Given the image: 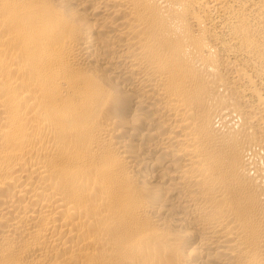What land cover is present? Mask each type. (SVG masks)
<instances>
[{
    "label": "bare ground",
    "instance_id": "1",
    "mask_svg": "<svg viewBox=\"0 0 264 264\" xmlns=\"http://www.w3.org/2000/svg\"><path fill=\"white\" fill-rule=\"evenodd\" d=\"M0 264H264V0H0Z\"/></svg>",
    "mask_w": 264,
    "mask_h": 264
}]
</instances>
